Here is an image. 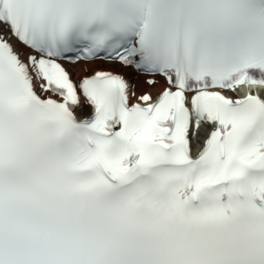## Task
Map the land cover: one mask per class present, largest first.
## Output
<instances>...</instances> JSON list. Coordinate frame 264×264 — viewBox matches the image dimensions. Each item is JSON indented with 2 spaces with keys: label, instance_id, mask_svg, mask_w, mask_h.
I'll list each match as a JSON object with an SVG mask.
<instances>
[{
  "label": "snow or ice",
  "instance_id": "6c2138e0",
  "mask_svg": "<svg viewBox=\"0 0 264 264\" xmlns=\"http://www.w3.org/2000/svg\"><path fill=\"white\" fill-rule=\"evenodd\" d=\"M0 264H264V0H0Z\"/></svg>",
  "mask_w": 264,
  "mask_h": 264
}]
</instances>
